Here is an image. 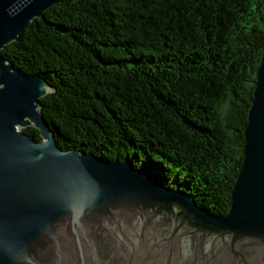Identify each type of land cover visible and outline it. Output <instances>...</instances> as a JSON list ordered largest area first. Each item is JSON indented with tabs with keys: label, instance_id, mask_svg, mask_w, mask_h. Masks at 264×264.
Listing matches in <instances>:
<instances>
[{
	"label": "trees",
	"instance_id": "1",
	"mask_svg": "<svg viewBox=\"0 0 264 264\" xmlns=\"http://www.w3.org/2000/svg\"><path fill=\"white\" fill-rule=\"evenodd\" d=\"M263 53L264 0H61L0 50L50 87L39 111L61 150L129 161L216 217Z\"/></svg>",
	"mask_w": 264,
	"mask_h": 264
},
{
	"label": "water",
	"instance_id": "2",
	"mask_svg": "<svg viewBox=\"0 0 264 264\" xmlns=\"http://www.w3.org/2000/svg\"><path fill=\"white\" fill-rule=\"evenodd\" d=\"M60 1L0 0V50ZM50 91L0 55V264H98L100 251L107 263L136 254L148 264H264V53L219 217L129 161L61 150L39 111ZM29 126L40 141L22 132Z\"/></svg>",
	"mask_w": 264,
	"mask_h": 264
},
{
	"label": "flooded vegetation",
	"instance_id": "3",
	"mask_svg": "<svg viewBox=\"0 0 264 264\" xmlns=\"http://www.w3.org/2000/svg\"><path fill=\"white\" fill-rule=\"evenodd\" d=\"M102 251L98 252L97 256H98V259H97V263L98 264H148L147 262L145 263L143 260H144V256L142 255H136L134 254V256L132 257L133 260L130 262V260H128V258L130 256L128 255H125V257H120L118 258L116 261H114L113 263H107V261L105 260L106 258V254ZM184 255V253L182 254ZM139 257H142V260L140 262V258ZM139 260V261H138ZM143 261V262H142ZM79 264V263H77ZM84 264H96L94 261L90 260V259H86V261L84 262Z\"/></svg>",
	"mask_w": 264,
	"mask_h": 264
},
{
	"label": "rangeland",
	"instance_id": "4",
	"mask_svg": "<svg viewBox=\"0 0 264 264\" xmlns=\"http://www.w3.org/2000/svg\"><path fill=\"white\" fill-rule=\"evenodd\" d=\"M30 127V126H29ZM32 127V126H31ZM23 130V129H22ZM19 131V130H18Z\"/></svg>",
	"mask_w": 264,
	"mask_h": 264
}]
</instances>
